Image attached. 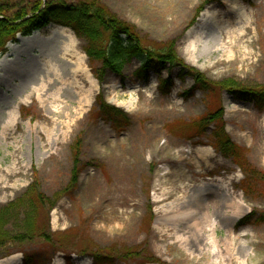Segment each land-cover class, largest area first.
I'll return each instance as SVG.
<instances>
[{
  "label": "rangeland",
  "instance_id": "rangeland-1",
  "mask_svg": "<svg viewBox=\"0 0 264 264\" xmlns=\"http://www.w3.org/2000/svg\"><path fill=\"white\" fill-rule=\"evenodd\" d=\"M33 1L0 0V9L12 12ZM100 3L133 25L144 46L174 40L178 56L209 80L233 79L243 87L264 84V0H237L229 6L222 0ZM234 6L252 13L256 30L243 32L244 41L257 36L251 54L239 49L222 56L218 30L210 24L201 29L195 48L190 47L186 33L203 10L223 12ZM60 27L73 36L93 87L81 107L74 94L62 90L52 105L65 108L54 113L49 103L34 99L31 86L44 73L41 60L60 54ZM84 45L69 27L49 23L29 36H18L0 56V119L10 105L17 110L6 140L0 139V261L17 254L22 264L25 257L30 264H263L264 105L218 89H193L184 95L193 80L180 79L178 67L162 72L173 79V86L161 94L156 74L150 73L146 81L133 75L138 60L122 76L107 71L100 83ZM80 81L88 90L89 81ZM99 93L127 114V123L117 126L99 115ZM26 94L29 102H21ZM218 107L227 134L240 148L238 164L210 146L212 124L205 131L196 124ZM239 166L249 170V179ZM74 167L79 173L72 184ZM180 194L181 203L194 207L216 200L215 209L209 205L208 211L220 240L233 228L229 254L188 251L173 235L175 226L158 220ZM248 214L250 222L237 226ZM29 217L32 238L20 241ZM96 256L107 261L95 263Z\"/></svg>",
  "mask_w": 264,
  "mask_h": 264
},
{
  "label": "trees",
  "instance_id": "trees-1",
  "mask_svg": "<svg viewBox=\"0 0 264 264\" xmlns=\"http://www.w3.org/2000/svg\"><path fill=\"white\" fill-rule=\"evenodd\" d=\"M7 13H6V12ZM49 23L69 27L77 37L85 41L84 52L87 55L93 69L94 77L104 82V76L110 71L122 76L124 68L133 60L139 61V66L133 75L140 80H148L151 72L158 76V89L161 94L170 92L173 79L168 75L162 76L163 71L179 68V78L189 76L193 85L183 94L187 95L193 89L205 92L224 90L233 97L248 100L260 108L264 105V84L256 87H243L233 79L212 81L196 68L187 65L176 53L174 40L146 47L135 27L121 20L112 13L100 0H78L68 3L64 0H34L30 4L20 6L17 10L0 9V56L8 50V43L18 41V36H28L33 31L41 29ZM100 63V67L97 64ZM96 107L100 116L112 121L117 126L128 122L127 114L119 107L108 104L101 93L96 96ZM223 110L207 113L196 124L199 130L205 131L208 125H213L211 132L213 148L223 157L232 158L234 163H240L237 146L227 134L222 119ZM246 177L249 170L244 166ZM79 169L74 167L72 184L76 183ZM258 174L254 177H257ZM32 188V186L30 187ZM248 189V184L245 186ZM34 189V188H33ZM31 203V200L29 199ZM1 217L4 218L2 212ZM251 218L249 214L237 221V226L248 224ZM24 231L18 236L20 241L32 238V218L24 222ZM28 257L24 258V264H30ZM104 257H95V263L106 262ZM264 264V263H263Z\"/></svg>",
  "mask_w": 264,
  "mask_h": 264
},
{
  "label": "bare ground",
  "instance_id": "bare-ground-1",
  "mask_svg": "<svg viewBox=\"0 0 264 264\" xmlns=\"http://www.w3.org/2000/svg\"><path fill=\"white\" fill-rule=\"evenodd\" d=\"M222 1L226 6H229L230 2H237V0ZM208 24L218 30L217 45L219 50L223 52L222 56L228 57L230 51L234 50L236 52L239 49H242L243 55L252 53V46L257 41L256 34L245 41L243 39L245 29L256 30L255 27L251 26L254 21L250 11L244 9L237 11L236 6L227 8L223 12H219L215 8L203 10L197 22L186 33V39L190 42L192 49L195 48L202 36L201 29ZM60 29L64 30L60 33L61 44L58 46L60 54L41 60L44 73L39 75L40 77L35 82L36 85L31 86V94L34 99L39 104L49 103L51 111L54 113L65 108V106L59 108L57 105H52V102L58 100L62 90H67L71 96L74 94L78 98V106L81 107L89 101L87 92H90L93 87V81L85 68L83 59L75 51L73 36L65 33V29L62 27ZM84 79L89 81L90 87H88V90L83 87V83L80 81ZM28 97L29 95L26 94L21 102H29ZM16 119V107L10 105L9 108L5 109L3 118L0 119L1 140H6L4 135ZM27 126L31 127L29 123H27ZM195 154L201 156L199 149H196ZM182 198L183 194L176 195L165 206L166 213L161 214L158 220L162 224L169 222L175 226L173 235L180 245L188 251L192 248L195 250L208 249L215 255L216 253L221 254V250H224L226 254H229L232 248L233 228H228L226 230L227 235L220 240L216 235L213 214L208 211L209 205L215 209L216 200H210L207 205L194 207L181 203ZM241 232L244 234L245 230L243 229ZM213 258L215 259L216 256H213ZM0 264H22V262L16 254L1 260Z\"/></svg>",
  "mask_w": 264,
  "mask_h": 264
}]
</instances>
